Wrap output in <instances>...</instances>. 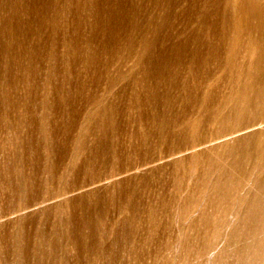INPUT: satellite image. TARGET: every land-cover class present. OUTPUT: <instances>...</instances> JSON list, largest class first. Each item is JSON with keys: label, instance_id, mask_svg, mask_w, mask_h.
<instances>
[{"label": "rangeland", "instance_id": "obj_1", "mask_svg": "<svg viewBox=\"0 0 264 264\" xmlns=\"http://www.w3.org/2000/svg\"><path fill=\"white\" fill-rule=\"evenodd\" d=\"M0 264H264V0H0Z\"/></svg>", "mask_w": 264, "mask_h": 264}, {"label": "bare ground", "instance_id": "obj_2", "mask_svg": "<svg viewBox=\"0 0 264 264\" xmlns=\"http://www.w3.org/2000/svg\"><path fill=\"white\" fill-rule=\"evenodd\" d=\"M86 1V0H85ZM86 4V3H85ZM254 5H256V4H254ZM253 5V6H254ZM100 7V6H99ZM91 8V7H90ZM76 28H77V26H76ZM243 31V30H242ZM145 37V36H144ZM72 38V37H71ZM146 39V38H145ZM249 39V38H248ZM67 41H68V39H67ZM250 41V40H249ZM73 44V43H72ZM78 46V45H77ZM256 47V46H255ZM75 50V49H74ZM258 50V49H257ZM76 51V50H75ZM259 51V50H258ZM257 51V52H258ZM82 59V58H81ZM90 59V58H89ZM253 60V59H252ZM260 60V59H259ZM72 62V61H71ZM89 66V65H88ZM255 71V70H254ZM262 71V70H261ZM262 74V73H261ZM49 86V85H48ZM250 91V90H249ZM49 92V91H48ZM48 97V96H47ZM228 104V103H227ZM230 104V103H229ZM248 132V131H247ZM246 133V132H245ZM197 148V147H196ZM186 153V152H185ZM174 155V154H173ZM140 170V169H139ZM129 174V173H128ZM118 177H120V176H118ZM114 180H115V178H114ZM108 181V180H107ZM100 185V184H99ZM92 188V187H91ZM69 214V213H68ZM68 217H69V215H68ZM61 222V221H60ZM62 223H65V222H62ZM100 225V224H99ZM101 227V226H100ZM109 238V237H108ZM80 250H81V248H80Z\"/></svg>", "mask_w": 264, "mask_h": 264}]
</instances>
